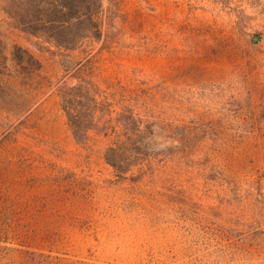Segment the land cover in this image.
I'll return each mask as SVG.
<instances>
[{"label": "rangeland", "instance_id": "rangeland-1", "mask_svg": "<svg viewBox=\"0 0 264 264\" xmlns=\"http://www.w3.org/2000/svg\"><path fill=\"white\" fill-rule=\"evenodd\" d=\"M246 1L104 0L84 70L110 104L99 128L131 106L159 150L192 146L121 179L112 135L74 138L52 92L77 81L36 51L31 0H0V264H264V16ZM117 83L157 94L120 102ZM253 180L251 209L230 185Z\"/></svg>", "mask_w": 264, "mask_h": 264}, {"label": "trees", "instance_id": "trees-1", "mask_svg": "<svg viewBox=\"0 0 264 264\" xmlns=\"http://www.w3.org/2000/svg\"><path fill=\"white\" fill-rule=\"evenodd\" d=\"M246 4L254 12L264 16L263 0H248ZM30 6L32 16L25 18L23 22L27 25L26 32L38 39L36 51L47 54L65 76L77 81L73 86H68L66 82L57 86L51 84L49 89L56 86L52 94L59 99L68 125L78 142H86L93 130L105 137L112 135L113 140L105 151V161L121 179H126L134 168L161 156L177 155V158L188 161L192 151L191 144L187 145V141L182 138L176 140L180 145L159 150L156 141L160 133L158 129L160 131L161 128L150 118L145 120V116L137 114L131 106H123L114 118L99 128V122L107 114L106 107L110 104L106 97L99 98L102 89L84 70L89 61L87 45L105 38V16L109 12L108 9L105 10L104 0H31ZM109 17L113 20L112 14ZM36 64L37 70H41L38 61ZM113 87L114 97L120 96V102L126 99L129 102H146L157 94L156 88L143 84L117 83ZM172 135L175 139L177 133ZM262 185L261 180H253L250 185L231 183L230 186H234L239 192L245 187L247 203L254 209L258 200L251 198L252 192L258 189L261 192Z\"/></svg>", "mask_w": 264, "mask_h": 264}, {"label": "water", "instance_id": "water-1", "mask_svg": "<svg viewBox=\"0 0 264 264\" xmlns=\"http://www.w3.org/2000/svg\"><path fill=\"white\" fill-rule=\"evenodd\" d=\"M252 43H253L254 45H259V44H261V43H264V37L261 36V35H257V36L254 37Z\"/></svg>", "mask_w": 264, "mask_h": 264}]
</instances>
